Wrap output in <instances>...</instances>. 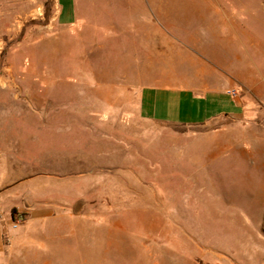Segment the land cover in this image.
<instances>
[{
    "label": "rangeland",
    "instance_id": "1",
    "mask_svg": "<svg viewBox=\"0 0 264 264\" xmlns=\"http://www.w3.org/2000/svg\"><path fill=\"white\" fill-rule=\"evenodd\" d=\"M95 2L77 0L75 28L94 26L99 49V40L55 24L52 0H0V175L41 189L53 176L67 179L74 214V236L59 230L38 258L28 249L32 256L0 264H264V0L164 5L172 18L211 9L218 80L233 77L226 66L254 73L251 87L237 79L226 87L237 91L236 115L197 127L137 113L140 87L163 81L118 53L133 52L136 34L124 28L151 19L154 7ZM206 80L218 85L213 73ZM6 185L0 180V195ZM49 188L31 197L66 202ZM18 214L28 218L0 210V223L11 229Z\"/></svg>",
    "mask_w": 264,
    "mask_h": 264
},
{
    "label": "crops",
    "instance_id": "2",
    "mask_svg": "<svg viewBox=\"0 0 264 264\" xmlns=\"http://www.w3.org/2000/svg\"><path fill=\"white\" fill-rule=\"evenodd\" d=\"M95 1L80 0L83 8L87 5H95ZM120 1L133 5L146 4L149 7H154L151 19L139 17L135 20L134 27L127 26L124 28L129 35L136 34L135 40L137 41L139 38L140 45L137 47V42L134 43L132 39L130 46L135 47L133 52L129 47L127 50L118 53L122 56H128L131 64L143 66L136 67L135 70L155 72L158 79L163 81L159 84H145L140 87L137 93V113L141 119L161 125L197 127L210 122L216 124L220 120L238 113L241 104L235 99L237 94L236 96L230 95L228 90L234 88L226 87L233 79L241 80L244 87H251L254 81V73L250 70L236 71L226 66V68H222L223 71L233 73V77H220L218 80L216 73L220 70L217 67L216 54L213 57L211 9L193 10L183 16L172 18L164 8V5H168L170 0ZM52 7V20L56 25L65 27L67 31L74 28L72 31L77 34L80 33L82 39L99 40L95 36L96 29L94 26L85 27L86 21L83 23V29L75 28L77 25V0H52ZM175 18L181 21L183 26H176L177 21H173ZM191 19L198 20L201 25L208 21L211 27L206 24L199 26V30L195 28V30H191L188 27ZM139 31L140 37L137 36ZM88 33L92 35L87 36ZM104 35L108 36L109 33L106 32ZM102 43L99 40L98 49L102 46L105 47ZM232 45L233 42L229 49L232 48ZM216 46L215 43L214 47ZM182 65L189 66L188 70L179 68ZM187 71L197 73L196 78L182 77L180 74H172V77L170 75L171 73ZM206 73H213V79L218 81L216 87L207 83ZM169 78L176 82L167 83L166 80ZM220 132L218 130L213 131V137L219 135ZM216 148L217 145L214 144L213 150L215 151ZM259 171L261 174V169ZM53 177L54 180L48 182V188H53L60 194L64 192L66 202L59 205L54 204L53 207H46L47 203L39 201V199L34 201L31 197L32 192L41 189L38 185L35 186L31 178L21 180L18 178L19 180H17L14 179L13 175L6 174V172L0 175L2 183L7 181V185L0 195V210L11 211L16 208L15 210L18 212L25 210L28 214L24 223L14 230L10 229L8 225L0 223V260H9L10 262V259L13 258L32 256L28 253V249L34 250L36 257L43 255L44 249L47 250L52 247L51 242L47 241H52L59 230L65 236H74L72 226L74 214L67 201L72 198L68 192L71 182L57 176ZM45 188L42 187L41 190H48L47 186ZM5 237L7 242H5ZM35 263L38 264V261L35 260ZM50 263L52 264L51 259L39 262V264Z\"/></svg>",
    "mask_w": 264,
    "mask_h": 264
},
{
    "label": "built area",
    "instance_id": "3",
    "mask_svg": "<svg viewBox=\"0 0 264 264\" xmlns=\"http://www.w3.org/2000/svg\"><path fill=\"white\" fill-rule=\"evenodd\" d=\"M228 93L232 96H236L237 91L234 89L228 90ZM24 221V218L22 215L18 214L14 220L11 221L10 227L11 229H16L18 226Z\"/></svg>",
    "mask_w": 264,
    "mask_h": 264
},
{
    "label": "trees",
    "instance_id": "4",
    "mask_svg": "<svg viewBox=\"0 0 264 264\" xmlns=\"http://www.w3.org/2000/svg\"><path fill=\"white\" fill-rule=\"evenodd\" d=\"M15 210L14 209H12V212H14Z\"/></svg>",
    "mask_w": 264,
    "mask_h": 264
}]
</instances>
